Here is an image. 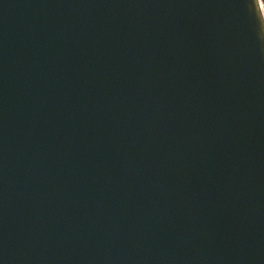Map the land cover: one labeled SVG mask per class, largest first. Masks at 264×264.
Returning a JSON list of instances; mask_svg holds the SVG:
<instances>
[{"label":"water","instance_id":"obj_1","mask_svg":"<svg viewBox=\"0 0 264 264\" xmlns=\"http://www.w3.org/2000/svg\"><path fill=\"white\" fill-rule=\"evenodd\" d=\"M0 264H264L261 0H0Z\"/></svg>","mask_w":264,"mask_h":264},{"label":"trees","instance_id":"obj_2","mask_svg":"<svg viewBox=\"0 0 264 264\" xmlns=\"http://www.w3.org/2000/svg\"><path fill=\"white\" fill-rule=\"evenodd\" d=\"M261 2H262V5H263V8H264V0H261Z\"/></svg>","mask_w":264,"mask_h":264}]
</instances>
